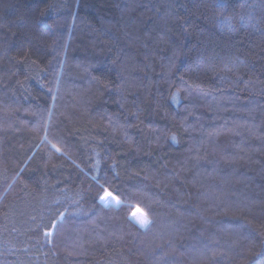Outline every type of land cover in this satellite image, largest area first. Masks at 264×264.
Instances as JSON below:
<instances>
[{"label":"trees","instance_id":"obj_1","mask_svg":"<svg viewBox=\"0 0 264 264\" xmlns=\"http://www.w3.org/2000/svg\"><path fill=\"white\" fill-rule=\"evenodd\" d=\"M0 264H264V0H0Z\"/></svg>","mask_w":264,"mask_h":264},{"label":"rangeland","instance_id":"obj_2","mask_svg":"<svg viewBox=\"0 0 264 264\" xmlns=\"http://www.w3.org/2000/svg\"><path fill=\"white\" fill-rule=\"evenodd\" d=\"M105 201L106 202H103L105 204H109V203H111L113 205L117 204V200L109 194H108V197ZM144 215H145L144 212L140 208L135 207L132 210V212L130 213L129 218L134 224L141 227L140 224L138 223V220L142 219L144 217ZM141 228H143V227H141Z\"/></svg>","mask_w":264,"mask_h":264},{"label":"snow or ice","instance_id":"obj_3","mask_svg":"<svg viewBox=\"0 0 264 264\" xmlns=\"http://www.w3.org/2000/svg\"><path fill=\"white\" fill-rule=\"evenodd\" d=\"M217 15L219 16L220 13H217ZM107 195H108V193L105 192L104 195H102V196L100 197L101 201L106 202V201H105V197H106ZM138 223L140 224L141 227H146V226H148V225L151 223V221H150L149 217L147 216V214H145L144 217H143L142 219L138 220Z\"/></svg>","mask_w":264,"mask_h":264},{"label":"water","instance_id":"obj_4","mask_svg":"<svg viewBox=\"0 0 264 264\" xmlns=\"http://www.w3.org/2000/svg\"><path fill=\"white\" fill-rule=\"evenodd\" d=\"M108 195L105 197V200L107 199ZM101 202H104V201H101Z\"/></svg>","mask_w":264,"mask_h":264}]
</instances>
